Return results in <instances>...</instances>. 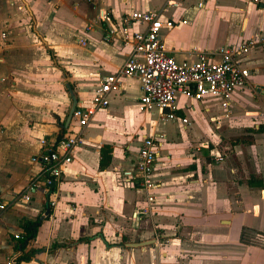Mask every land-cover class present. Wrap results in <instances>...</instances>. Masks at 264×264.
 Listing matches in <instances>:
<instances>
[{"label":"crops","instance_id":"0c3cea01","mask_svg":"<svg viewBox=\"0 0 264 264\" xmlns=\"http://www.w3.org/2000/svg\"><path fill=\"white\" fill-rule=\"evenodd\" d=\"M160 1L0 0V202L6 204L0 212V264L32 250L21 264H264V95L252 88L233 91L227 118L219 99L194 100L212 128H192L195 107L181 95L175 112L189 125L159 116L175 123L178 135L164 132L153 170L160 186L152 191L153 209L139 219L132 214L145 198L134 160L144 136L161 132H147L129 114L131 107L139 110L133 77L121 79L120 91L109 95L108 106L85 127L70 120L65 134L80 131L81 142L49 194L39 187L29 200L22 197L36 177L43 181L30 160L40 139L57 136L58 120L66 119L62 72L76 82L77 102H88L100 77L116 73L127 57L119 39H104L99 11L113 21L134 10L161 15L163 8L152 4ZM164 2L181 13L178 20L166 17L176 24L161 30L169 53L192 59L193 49L211 51L256 38L260 42L244 63L251 84L264 85V0ZM208 99L211 108L203 106ZM212 116L221 118L218 126ZM215 138L226 139L230 146L223 149L229 151L204 147ZM104 145L111 159L100 169ZM37 216L43 219L36 235L20 249L23 221Z\"/></svg>","mask_w":264,"mask_h":264},{"label":"built area","instance_id":"2783aa9c","mask_svg":"<svg viewBox=\"0 0 264 264\" xmlns=\"http://www.w3.org/2000/svg\"><path fill=\"white\" fill-rule=\"evenodd\" d=\"M197 6L202 7L203 2L199 1ZM98 17L106 23L104 39H119L128 54L116 73L100 77L99 84L94 87L88 102H77L71 121H75L80 128L85 127L97 111L108 106L109 95L120 91L123 77L138 80L139 110L157 111L162 120H178L188 125V118L176 115L175 100L178 95L195 101L205 97L217 98L224 118L231 114L230 104L234 90L252 88L264 95V85L251 84V70L244 63L245 56L260 42L256 38H249L237 45H224L211 51L193 49L190 52L192 59L179 60L166 50L160 35L163 28H172L176 22L171 18H162L159 11L134 10L128 16L113 21L101 9ZM186 21L180 19L179 22ZM134 24L140 25V28L134 29ZM166 108L169 109L168 113L163 112ZM220 119L219 116L210 117L217 126ZM164 139V133L144 136L137 151L134 169L139 188L144 193L145 205L133 212L132 217L135 219L149 214L153 209L156 196L152 191L160 186L153 177L154 163L158 151L164 145ZM80 142V131L63 134L59 138H41L40 150L30 160L40 167L43 181L36 177L22 197L29 200L32 192L39 187L45 194H49L53 185L62 177V167L72 162V151ZM215 159L222 161L221 156ZM54 203L53 200L50 201L51 205ZM5 207L6 204L0 202V212ZM7 264H11V260Z\"/></svg>","mask_w":264,"mask_h":264},{"label":"rangeland","instance_id":"374dc122","mask_svg":"<svg viewBox=\"0 0 264 264\" xmlns=\"http://www.w3.org/2000/svg\"><path fill=\"white\" fill-rule=\"evenodd\" d=\"M19 4H21V2ZM152 4L156 5L155 6L156 9L163 8L161 12L162 18L173 17L174 20L179 19L180 14H181L179 7L175 8V6H168L167 3L164 2V0H161L160 2H157V3L152 2ZM18 7L21 8L22 5H19ZM29 25H30L29 27H33L32 22ZM37 42H40V40H37ZM66 83H69L73 90H75V88L77 87L76 82L71 80L69 71L62 72V76H60L59 78V90L61 94L66 96L64 99V103H65L64 104L65 110H64V115H63L64 117L67 116V113L71 105V98L67 92ZM191 101L193 102L192 104H194V107H195L193 111L195 112V115L197 116L195 117V122L192 128L200 129L201 126L203 128L204 126L208 128H212V126L207 121V115H205V112L201 110L202 107L198 105L197 103H195L193 99ZM175 104L177 105L176 100H175ZM213 104H214L213 100L208 99L203 103V106L204 107L209 106L211 108ZM249 107L252 108L254 106H249ZM129 114L138 120L139 125L141 124V122H143V125L146 126L147 128V132H150V133L153 131L161 132V133L165 132L168 134V136L178 135L176 124L173 123L172 121H160L159 115L156 112L148 113L146 111H141V110L131 107L129 110ZM189 117L191 118V116ZM141 132L139 133V136ZM219 134H224V133L220 132ZM208 144L210 145L215 144L221 152L222 150H225L226 152L229 151L228 149H223L224 146H230L229 144L226 143V139L222 142L219 139L215 138L213 142L207 143L206 146L204 147L206 148Z\"/></svg>","mask_w":264,"mask_h":264},{"label":"trees","instance_id":"16d2710c","mask_svg":"<svg viewBox=\"0 0 264 264\" xmlns=\"http://www.w3.org/2000/svg\"><path fill=\"white\" fill-rule=\"evenodd\" d=\"M64 122H65V118L62 121L58 120V129H59L57 135L58 138L61 137L63 134H65V132H67L68 127L67 128L64 127ZM110 151L111 148L109 145H104L101 147L100 161H99L100 169H104L106 166L109 165L111 159ZM42 219L43 218L41 216H37L35 219H25L23 221L22 224L23 234L19 237L20 244L18 245L20 249L23 248L24 243H26L36 235L37 227L40 225ZM33 253H35V250H32L30 253H26V254L14 255L11 258V264H21L23 261H27L30 258V255Z\"/></svg>","mask_w":264,"mask_h":264},{"label":"water","instance_id":"95a60500","mask_svg":"<svg viewBox=\"0 0 264 264\" xmlns=\"http://www.w3.org/2000/svg\"><path fill=\"white\" fill-rule=\"evenodd\" d=\"M66 87H67L68 92H69V94H70V96H71V101H72V102H71V105H70L69 111H68V113H67V116H66V119H65V122H64V127H65V128H67L68 125H69V123H70V120H71V117H72L73 110H74V108L76 107V105H77V101H78V99H77L76 95L74 94V92H73V90H72V88H71V86H70L69 83H66ZM163 112H164V113H168V112H169V109L166 108V109L163 110ZM146 243H147V242H142V243H139V244H146Z\"/></svg>","mask_w":264,"mask_h":264}]
</instances>
